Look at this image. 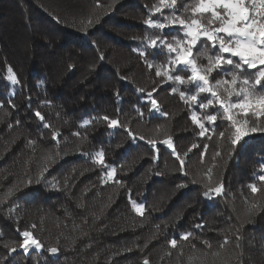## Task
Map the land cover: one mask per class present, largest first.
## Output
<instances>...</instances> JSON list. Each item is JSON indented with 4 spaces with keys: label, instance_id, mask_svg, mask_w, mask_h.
<instances>
[{
    "label": "trees",
    "instance_id": "obj_1",
    "mask_svg": "<svg viewBox=\"0 0 264 264\" xmlns=\"http://www.w3.org/2000/svg\"><path fill=\"white\" fill-rule=\"evenodd\" d=\"M190 2L178 0L176 14ZM156 4L158 0H0V264H143L145 257L150 264H177V250L165 255L167 241L189 231L194 233L190 242H179L185 255L192 244L204 249V240L212 250L219 249L228 237L223 256L242 251V264H264V182L256 179L264 174V134L246 137L234 151L226 138L198 135L191 111L202 115L204 110L198 105L190 110L178 93L171 94L177 86L173 82L160 83L155 66L166 55L143 41L146 33L160 32L144 23ZM171 12L163 9L164 16ZM151 18L163 22L160 13ZM179 34V26L163 30L169 40ZM9 66L19 83L8 79ZM154 87L160 112L150 111L146 95ZM105 115L119 117L145 139L133 140L123 127L109 128L100 119ZM216 123L217 133L228 127L226 121ZM53 131L60 133L55 141ZM167 136L184 160L183 170L160 142ZM148 139H155V146ZM193 144L199 147L187 152ZM101 149L106 164L116 169L112 179L93 155L85 154ZM49 154L53 159L46 160ZM209 168L211 181L204 175ZM29 178L33 183L27 185ZM208 183L222 184V193L205 196ZM250 183L261 191L252 193ZM132 200L144 205L143 215ZM253 202L261 206L250 213ZM25 230L41 249L25 253L19 248ZM53 246L58 253L48 252ZM11 247L17 250L10 252Z\"/></svg>",
    "mask_w": 264,
    "mask_h": 264
},
{
    "label": "snow or ice",
    "instance_id": "obj_2",
    "mask_svg": "<svg viewBox=\"0 0 264 264\" xmlns=\"http://www.w3.org/2000/svg\"><path fill=\"white\" fill-rule=\"evenodd\" d=\"M177 7L178 0H158V4L149 9L150 17L144 21L149 28L160 30L159 34H145L143 41L147 48L161 49L166 55V61L155 66V75L160 78L161 84L168 82L176 84V87L170 88V93H178L180 100L190 110L194 105L204 110L202 115L193 110L190 116L193 124L200 129L198 133L200 137L207 135V138L211 139L213 135H216L221 140L226 138L234 151L236 146L246 143V137L256 133L264 134V0H191L190 3H184V10L179 15L176 14ZM163 9L172 10L171 15L164 16ZM153 13H160L163 16V22L153 20L151 18ZM172 26H179L180 34L172 36L169 40L163 35V30ZM198 45L201 47L196 50ZM140 55L145 57L149 69L154 67L153 62L147 61L144 51H140ZM204 60L206 63L202 62ZM7 71L8 79L13 84L19 83L11 66ZM181 71L185 75L179 74ZM214 73L219 78H216ZM180 85H192L194 89L182 91ZM137 91L146 92L143 88H138ZM156 91L154 87L151 91H147L146 95L151 105L150 111L160 112L161 106L153 97ZM202 94H204L203 98ZM209 108H214L216 111L210 113L207 111ZM135 111L141 117L143 116L139 108ZM35 115L44 121L45 118L39 111H36ZM164 115L166 116L167 113ZM100 119L106 121L109 128L123 127L133 140L145 139L144 136L134 133L127 124L120 122L119 117L111 118L105 115ZM218 119L228 123V127L219 133L216 132ZM205 121L211 127H206ZM90 122L85 121L84 123ZM44 126L50 127L48 124ZM59 135V131H53V140H57ZM73 135L79 136L80 134L77 132ZM147 142L153 146L157 143L155 139H148ZM160 142L172 150L183 170L184 160L176 151L172 137L167 136ZM198 147L199 145L193 144L187 152ZM203 147L206 151L208 145L205 144ZM187 152L183 155L187 156ZM85 154L93 155L96 158L95 162L108 169L105 172L107 178H113L116 169L106 164L103 149L96 153ZM203 155L204 153H201V159ZM219 155L220 152L217 151L214 158ZM51 159L53 157L49 154L46 160ZM46 171L47 168H44L39 173L36 183H40ZM211 172L212 169L209 168L204 174L209 181H211ZM262 172H264V165H262ZM256 179L264 182V174H260ZM192 182L196 183L195 180ZM32 183L31 178L26 181L27 185ZM116 183L120 181L117 180ZM53 187L55 188L56 185ZM248 187L252 193L261 191L256 183H250ZM205 188L207 189L205 196H209L210 193L220 195L223 185L218 183L212 186L208 183L205 184ZM12 192L13 190L10 189L6 197ZM131 203L135 211L143 215L144 205L134 200ZM260 206L259 202H253L248 211L251 213ZM35 227L32 225V228ZM196 227H202V225H196ZM21 235L23 242L19 244V248H22L25 253L29 252L32 247L38 250L43 247L31 231L25 230ZM193 236L194 233L189 231L180 234L179 237L174 236L169 239L167 241L169 251L165 255L170 257L171 250H177V264H180L181 257H184L183 264H233L234 261L235 264H242V251L228 257L222 255L225 245L229 243L228 237L224 238L219 249L212 250L211 243L204 240L202 241L204 249L192 244L191 252L185 255L183 248L179 247V242H190ZM241 239L242 237L237 234L236 240ZM236 247L240 248V244L237 243ZM16 250V247L9 249L10 252ZM47 250L51 254L59 251L55 246ZM143 264H150L147 257L144 258Z\"/></svg>",
    "mask_w": 264,
    "mask_h": 264
},
{
    "label": "rangeland",
    "instance_id": "obj_3",
    "mask_svg": "<svg viewBox=\"0 0 264 264\" xmlns=\"http://www.w3.org/2000/svg\"><path fill=\"white\" fill-rule=\"evenodd\" d=\"M60 1H61V0H60ZM5 4H6V3H5ZM16 45L18 46L17 49L21 50V49H20L21 42H18V44H16ZM22 49H23V47H22ZM32 248H34V247H32ZM32 248H30V249H32Z\"/></svg>",
    "mask_w": 264,
    "mask_h": 264
}]
</instances>
